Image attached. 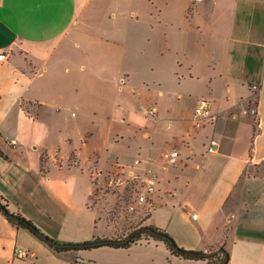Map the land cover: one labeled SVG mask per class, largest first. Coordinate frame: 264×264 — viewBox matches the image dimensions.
<instances>
[{
  "label": "crops",
  "instance_id": "1",
  "mask_svg": "<svg viewBox=\"0 0 264 264\" xmlns=\"http://www.w3.org/2000/svg\"><path fill=\"white\" fill-rule=\"evenodd\" d=\"M135 1L0 0V53L7 55L0 60V192L11 212L60 242L106 237L101 210L91 204L105 172L94 153L103 148L90 153L86 127L105 108L118 109L137 157L162 175L143 224L186 250L224 246L228 264H264V0H161L158 19L141 31L161 50L156 99L195 91L190 107H177L167 124L160 107L151 122L144 106H134L133 80L144 74V65L133 64ZM202 96L212 100L215 119L196 129ZM171 147L181 157L164 170L161 152ZM144 246L171 262L208 264L175 255L161 240ZM17 247L28 257H18ZM0 264L91 263L81 252L55 250L0 212Z\"/></svg>",
  "mask_w": 264,
  "mask_h": 264
},
{
  "label": "rangeland",
  "instance_id": "2",
  "mask_svg": "<svg viewBox=\"0 0 264 264\" xmlns=\"http://www.w3.org/2000/svg\"><path fill=\"white\" fill-rule=\"evenodd\" d=\"M192 2L194 3L193 0ZM159 4H162L161 0L160 2L158 0H137L134 5L133 64L134 66L137 64L144 65V74L138 77V79L133 80V84L139 87L134 94V106L135 109L139 105L144 106L143 108L145 111L153 104H156V106L160 107V110L162 111L164 118L163 122L167 124L169 122L167 117L169 118L173 116L177 107L180 106V108L185 109L190 107L191 100L188 98V95L191 93L195 94V91L191 90L190 92H185V95L181 97L178 96V91H174L175 89L168 85L174 91V93L171 94L176 97L172 96V98H170L171 100L166 103L158 102L156 99V97L159 96L158 92L160 90L157 74L158 70L156 67L158 64V57H161V50L157 38L148 45L145 37H142L141 31L142 27H145L148 20L158 19ZM152 12L154 15L150 16V13ZM163 85L162 87L164 89L165 87ZM178 97L179 99H177ZM168 110H170L171 113L167 115ZM97 116L98 119L92 117L94 122H87L89 127H86V129L92 135L89 140L91 145L90 153H93V150H96L98 147L103 148L102 152L96 150L94 154L97 153L95 161L99 162L101 168H103L105 172L101 175L100 181L98 178L99 176L96 179L97 186L92 195L91 204L97 206L101 210L102 215L98 225L100 232L106 235L105 238L118 237L121 239L127 237L133 230L143 226L144 221L155 206L149 210V213L139 210L141 213L130 214L126 210V205L133 201L135 187L132 185V182L128 180L130 179V175L127 172L124 173V177L121 181L116 178V182H112L111 170L117 164L132 165V167L135 166L133 165L134 160L138 156L136 147L132 143V135L129 134L128 124L123 119L124 117L126 118V116H122L118 109L105 108L103 111L97 113ZM152 120L154 119H150L149 121L152 122ZM158 135L163 138L167 136L166 132L156 134L157 137ZM147 139L148 137L146 136L145 140L147 141ZM148 142L150 141H147V143ZM104 146L106 147L104 148ZM159 191L160 186L155 195L156 203L159 197ZM147 213L148 215L145 216ZM114 232L116 233V236L114 235L111 237ZM154 240L155 239L152 237L146 239V237L143 236L141 240H138L131 246L125 248L113 249L110 248V246H100L96 248L79 249L77 251L78 253L81 252L87 262L91 264H127L130 262H132L130 264L185 263L184 261L179 260L171 262L163 257L158 258L156 254L158 250L155 249L154 246H144L150 243L153 245ZM134 245L138 246L134 247L133 250H129V248ZM140 245H143V247Z\"/></svg>",
  "mask_w": 264,
  "mask_h": 264
},
{
  "label": "built area",
  "instance_id": "3",
  "mask_svg": "<svg viewBox=\"0 0 264 264\" xmlns=\"http://www.w3.org/2000/svg\"><path fill=\"white\" fill-rule=\"evenodd\" d=\"M194 3L201 2L203 0H193ZM7 58L5 52L0 53V60H4ZM254 89H259L258 85L253 86ZM145 114L147 118L155 119L158 114V108L155 104L150 106L145 110ZM194 126L196 129H199L205 126L208 122L213 121L215 119V113L212 108V100L207 96H202L198 99V102L195 106L194 110ZM12 143H16V139L11 140ZM217 141L215 138H211L208 150L214 151ZM181 151L176 147H171L161 152V165L164 170H169L170 168L175 167L180 160ZM135 166L132 165H124L117 164L111 171L112 182H116V178L120 181L124 177V173H129L130 182L134 185V198L128 205H126V210L130 214L139 213V210L142 212H150L155 205L156 199L155 195L159 190V186L161 183V171L151 167L149 165V160L143 159L142 157H137L134 160ZM135 167V168H134ZM141 213V212H140ZM145 214V216L148 215ZM193 217H197V213L193 214ZM234 217L232 214L228 221H231ZM29 250L24 248L17 247L15 249V254L18 257H28Z\"/></svg>",
  "mask_w": 264,
  "mask_h": 264
},
{
  "label": "trees",
  "instance_id": "4",
  "mask_svg": "<svg viewBox=\"0 0 264 264\" xmlns=\"http://www.w3.org/2000/svg\"><path fill=\"white\" fill-rule=\"evenodd\" d=\"M0 153L4 155L3 151L0 149ZM4 209L9 210V200L5 197V195L3 193L0 192V212L4 213L8 219L21 227L27 228L28 230H30L33 234H35L39 239L43 240L44 242H46L47 244L50 245V243L48 242V239H54L53 237H51L50 235H48L47 233H45L33 220L29 219L28 217L22 215L21 213H16L17 215H19L22 218V221H16L12 218H10L5 212ZM146 228H152L160 233H164L168 236L169 233L163 231L162 229H160L159 227H156L154 225H143L140 226L139 228L133 230L131 233H135L133 238L124 244H106V245H100V246H110V247H114V248H125V247H129L131 246L133 243L137 242L138 240H141L143 238V236L146 237V239H149L150 237H152L153 239H157V240H161L164 241L167 246L169 247V249H171V251L178 256H181L183 258L186 259H203L206 260L208 262V264H222L224 259H225V255L222 252H217L219 249H225L227 250L224 246H220L217 249H213L211 251H214L213 254H211L208 257L202 258V257H196V256H192L190 254H188V251L184 248L179 247L178 249H175L174 247H172L171 243L169 241H167L166 239H162L160 237L155 236L153 233L149 232L146 230ZM129 233V235L131 234ZM171 237V236H170ZM172 238V237H171ZM97 239H108L107 238H97ZM112 239H119L117 238H112ZM124 239V238H121ZM55 241H58L57 239H54ZM96 240V239H95ZM92 241V240H91ZM89 241H86L85 243H87ZM74 244H79V243H74ZM51 246V245H50ZM97 246V247H100ZM52 247V246H51ZM54 248V247H53ZM88 248H96V247H88ZM79 249H86V248H79V247H73V248H55V250L57 251H77ZM228 251V250H227ZM229 254V252H228Z\"/></svg>",
  "mask_w": 264,
  "mask_h": 264
},
{
  "label": "water",
  "instance_id": "5",
  "mask_svg": "<svg viewBox=\"0 0 264 264\" xmlns=\"http://www.w3.org/2000/svg\"><path fill=\"white\" fill-rule=\"evenodd\" d=\"M4 212L12 219L16 220V221H22V218L17 215L14 212H11L10 210L4 209ZM147 231L153 233L155 236L160 237L162 239H166L167 241H169L172 245V247H174L175 249H178L179 246L176 243V241L171 238L170 236L164 234V233H160L152 228H146ZM135 233H131L130 235H128L127 237H125L124 239H112V238H108V239H96V240H92L89 241L87 243L82 242L79 244H74V243H63L60 241H55L54 239H48V242L50 243V245L54 248H73V247H79V248H88V247H97L100 245H106V244H124L129 242ZM188 254L192 255V256H196V257H208L211 254L214 253V251H196V250H187ZM217 252H222L225 255V259L223 261L222 264H228L229 261V254L228 251L225 249H219Z\"/></svg>",
  "mask_w": 264,
  "mask_h": 264
}]
</instances>
